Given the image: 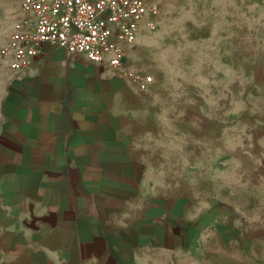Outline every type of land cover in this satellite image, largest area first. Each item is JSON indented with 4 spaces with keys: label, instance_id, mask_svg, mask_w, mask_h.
I'll list each match as a JSON object with an SVG mask.
<instances>
[{
    "label": "crops",
    "instance_id": "0c3cea01",
    "mask_svg": "<svg viewBox=\"0 0 264 264\" xmlns=\"http://www.w3.org/2000/svg\"><path fill=\"white\" fill-rule=\"evenodd\" d=\"M125 50L119 66L49 43L16 70L2 57L0 264H153L184 239L158 222V164L135 132L153 78L141 90Z\"/></svg>",
    "mask_w": 264,
    "mask_h": 264
},
{
    "label": "rangeland",
    "instance_id": "374dc122",
    "mask_svg": "<svg viewBox=\"0 0 264 264\" xmlns=\"http://www.w3.org/2000/svg\"><path fill=\"white\" fill-rule=\"evenodd\" d=\"M146 1L159 14L129 56L153 78L135 132L158 164V222L184 238L153 264H264V0ZM19 3L0 0V48Z\"/></svg>",
    "mask_w": 264,
    "mask_h": 264
},
{
    "label": "built area",
    "instance_id": "2783aa9c",
    "mask_svg": "<svg viewBox=\"0 0 264 264\" xmlns=\"http://www.w3.org/2000/svg\"><path fill=\"white\" fill-rule=\"evenodd\" d=\"M19 11L0 48L13 70L41 53L43 43L119 66L136 31L155 28L159 14L158 5L146 0H20ZM126 74L141 90L152 79L151 74L133 69Z\"/></svg>",
    "mask_w": 264,
    "mask_h": 264
}]
</instances>
